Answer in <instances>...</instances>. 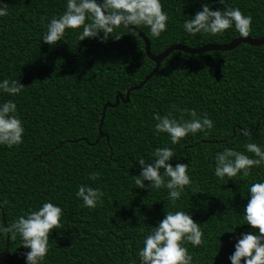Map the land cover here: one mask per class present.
Masks as SVG:
<instances>
[{
    "label": "trees",
    "instance_id": "1",
    "mask_svg": "<svg viewBox=\"0 0 264 264\" xmlns=\"http://www.w3.org/2000/svg\"><path fill=\"white\" fill-rule=\"evenodd\" d=\"M3 2L9 14L0 17V79H17L23 89L15 97L0 93V101H15L25 132L20 145H0V200L8 201L0 209V222L6 225L30 206L53 199L61 203L64 214L61 229L49 234L43 264H131L147 226H154L170 209L166 189L138 188L134 175L140 170L136 160H147L154 147L167 142L165 134H153L151 114H164L175 104L206 112L214 122L207 136L190 134L171 145L174 155L169 163H188L192 180L177 204L203 232L202 246L186 247L194 264H230L233 233L222 231L235 227L238 234L248 229L237 225L243 223L237 213L247 202V185L264 179V169L254 167L249 177L237 175L221 185L210 166L215 152L225 146L244 150L248 138L237 128H249L252 141L264 143V43L196 53L172 50L142 86L130 90L127 101L106 107L99 136L104 103H114L117 93L124 95L155 65L142 38L119 28V39L76 43L67 31L61 42L49 47L40 42V33L46 20L63 10V0ZM161 3L169 15L166 30L153 38L146 28H138L154 54L175 42L197 47L228 43L239 35L234 29L215 36L182 31V15L194 13L201 3L222 8L219 0ZM226 4L252 17L248 36H264V0ZM93 172L98 173L96 179L88 180ZM85 182L105 192L96 208L79 207L74 197L76 186ZM5 241L0 237V252ZM7 245L16 264H24L22 253L27 249L18 240L8 239Z\"/></svg>",
    "mask_w": 264,
    "mask_h": 264
},
{
    "label": "clouds",
    "instance_id": "2",
    "mask_svg": "<svg viewBox=\"0 0 264 264\" xmlns=\"http://www.w3.org/2000/svg\"><path fill=\"white\" fill-rule=\"evenodd\" d=\"M219 3L224 6L213 9L208 3H201L194 13L182 15V31L188 36H215L234 29L240 37H247L252 17L243 14L239 7L228 6L226 0H219ZM63 5L60 13L46 20L40 33V42L49 47L61 42L67 31L74 34L76 43L86 38H96L100 42H106L109 37L119 39L121 34L116 32L119 28L135 31L144 27L151 37L158 38L166 30L169 20L161 0H63ZM8 14V5L0 0V17ZM22 89L23 85L17 79H0V93L15 97ZM177 111L181 113L178 117L173 115ZM151 115L153 134H165L167 142L154 147L147 160L144 157L136 160L140 170L134 175V184L148 190L166 189L170 209L163 211L162 218L154 226H147L131 264H194L186 244L190 243L193 248L202 246L203 232L189 211L180 209L177 204L186 186L191 187L192 180L188 163L177 162L174 166L169 163L174 155L171 145L190 134L207 136L214 122L206 112L178 108L175 104H171L164 114L153 112ZM24 132L15 101H0V145L9 148L20 145ZM236 132L248 138L243 145L244 150L225 146L212 157L211 174L221 185L233 181L237 175L249 177L254 167L264 169V143L252 141L247 127L237 128ZM97 175L89 173L88 180H95ZM104 196L105 192L100 187H92L86 182L78 184L74 191V197L82 208H96L103 203ZM243 196L247 197V202L239 213L235 212L243 221L237 225H248V229L238 234L234 232L235 227L231 231H222L233 233L229 236L233 250L227 260L230 264H264V179H253ZM6 204L7 200H0V209ZM63 214L60 202L46 199L35 207L30 206L6 225L0 222V237L18 240L19 245L27 249L22 253L24 264H43L50 248L49 234L54 229H61Z\"/></svg>",
    "mask_w": 264,
    "mask_h": 264
},
{
    "label": "water",
    "instance_id": "3",
    "mask_svg": "<svg viewBox=\"0 0 264 264\" xmlns=\"http://www.w3.org/2000/svg\"><path fill=\"white\" fill-rule=\"evenodd\" d=\"M129 27H132V26H129ZM134 32H136L142 38V40L144 42L145 53L155 63V65L151 69V71L137 85H133V86L129 87L128 89H126L124 95L121 93H117L115 95L114 103H111V102H105L104 103V105L102 107L101 116H100L99 126H98L99 136L103 135L102 131H101V124H102V121L104 118V112H105L106 107L107 106H115L119 102L120 99L122 101H127L130 90L142 86L144 84V82L156 71L160 61L164 57H166L172 50L179 49V50H182L185 52L196 53V52H203V51L212 50V49L229 50V49L234 48L238 44L244 43V42L248 43L250 45H261L264 43V36L258 37V38H252L250 36L240 37L238 35L236 37H233L228 43H222V44L209 43V44H204V45H200L197 47H190V46H187V45L182 44L180 42H175V43H171L170 45H168L161 52L154 54L150 51V43H149V40L146 37V35L142 31H140L139 29H136ZM2 220L4 221L3 216H2ZM7 243H8V239L6 237L5 247L0 252V261H3L7 264H16L14 258L12 257L10 252L8 251Z\"/></svg>",
    "mask_w": 264,
    "mask_h": 264
}]
</instances>
